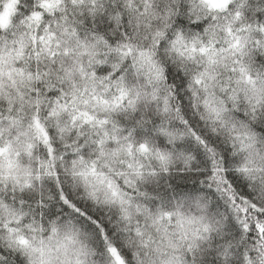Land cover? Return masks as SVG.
Here are the masks:
<instances>
[{
    "label": "snow or ice",
    "instance_id": "1",
    "mask_svg": "<svg viewBox=\"0 0 264 264\" xmlns=\"http://www.w3.org/2000/svg\"><path fill=\"white\" fill-rule=\"evenodd\" d=\"M0 264H264V0H0Z\"/></svg>",
    "mask_w": 264,
    "mask_h": 264
}]
</instances>
